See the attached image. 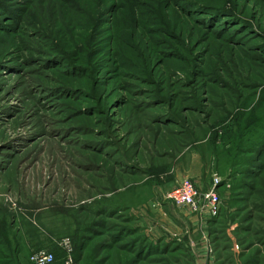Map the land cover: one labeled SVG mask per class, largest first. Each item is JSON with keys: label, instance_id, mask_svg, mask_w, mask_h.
<instances>
[{"label": "rangeland", "instance_id": "374dc122", "mask_svg": "<svg viewBox=\"0 0 264 264\" xmlns=\"http://www.w3.org/2000/svg\"><path fill=\"white\" fill-rule=\"evenodd\" d=\"M185 176L220 195L208 259L165 198ZM64 239L73 264H264V0H0V264Z\"/></svg>", "mask_w": 264, "mask_h": 264}, {"label": "built area", "instance_id": "2783aa9c", "mask_svg": "<svg viewBox=\"0 0 264 264\" xmlns=\"http://www.w3.org/2000/svg\"><path fill=\"white\" fill-rule=\"evenodd\" d=\"M218 182L219 180L216 179L215 184ZM165 198L175 206L187 207L196 213H209L211 216H216L220 212L221 200L216 187L207 191L199 190L189 177L179 178ZM60 245L66 251L65 263L73 264L71 241L64 239ZM30 260L33 264H53L56 256L49 250L40 249L30 256Z\"/></svg>", "mask_w": 264, "mask_h": 264}, {"label": "crops", "instance_id": "0c3cea01", "mask_svg": "<svg viewBox=\"0 0 264 264\" xmlns=\"http://www.w3.org/2000/svg\"><path fill=\"white\" fill-rule=\"evenodd\" d=\"M186 177V176H185ZM201 176H199V178H198V182L201 184L202 182H201ZM200 187H204L205 189H206V191L207 190H209L210 188H212L211 187V185L210 184H208V185H206V184H204V183H202L201 184V186ZM187 209H189V208H187ZM190 210V209H189ZM191 211V210H190ZM192 212V211H191ZM199 216L200 215H197V214H190L189 215V217H190V220L193 222V224H197V222H198V218H199ZM200 217H202L203 218V220H202V224H200L201 225V228H202V231L204 232V236H202V241L204 240V249L206 250V252H205V250H204V259H208V244L212 241L211 240V237H210V229H211V227H210V224H211V215L209 214V213H204V215H202V216H200ZM64 254V255H63ZM63 254H62V256L61 257H59V258H57L56 259V261L53 263V264H66L65 263V258H66V255H65V253L63 252ZM211 258H212V256H210V261H211ZM31 261V260H30ZM25 263L26 264H30V262L28 261V259L27 260H25Z\"/></svg>", "mask_w": 264, "mask_h": 264}]
</instances>
